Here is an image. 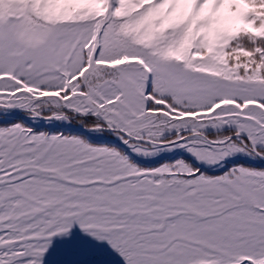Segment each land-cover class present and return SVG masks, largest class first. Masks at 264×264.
I'll use <instances>...</instances> for the list:
<instances>
[{
  "label": "snow or ice",
  "instance_id": "6c2138e0",
  "mask_svg": "<svg viewBox=\"0 0 264 264\" xmlns=\"http://www.w3.org/2000/svg\"><path fill=\"white\" fill-rule=\"evenodd\" d=\"M0 264H264V0H0Z\"/></svg>",
  "mask_w": 264,
  "mask_h": 264
}]
</instances>
